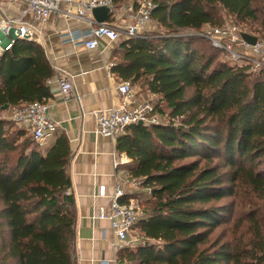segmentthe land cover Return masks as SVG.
I'll return each mask as SVG.
<instances>
[{
	"label": "trees",
	"instance_id": "obj_1",
	"mask_svg": "<svg viewBox=\"0 0 264 264\" xmlns=\"http://www.w3.org/2000/svg\"><path fill=\"white\" fill-rule=\"evenodd\" d=\"M259 1L158 0L153 20L165 31L114 50L111 71L142 81L169 109L162 122L132 124L117 138L116 150L131 159L129 178L145 192L135 230L146 239L119 248V264H264V69L206 53L202 39L181 33L224 25L225 11L241 23L258 21L256 36L264 38ZM53 75L38 42L16 40L1 57L0 111L47 101ZM12 123L0 118V264H76L68 138L56 135L44 151L43 141ZM242 187L263 199L246 220L252 239L213 237L226 212L219 201Z\"/></svg>",
	"mask_w": 264,
	"mask_h": 264
},
{
	"label": "built area",
	"instance_id": "obj_2",
	"mask_svg": "<svg viewBox=\"0 0 264 264\" xmlns=\"http://www.w3.org/2000/svg\"><path fill=\"white\" fill-rule=\"evenodd\" d=\"M16 3L20 4L19 12L11 14L6 5ZM157 4L158 0H125L121 4L115 0H0V64L1 57L13 47L16 40L38 42L44 32V25L54 15L87 23V29L81 33L74 30L59 31L64 41L83 42L88 49H98L103 39L121 42L149 33L148 27L153 21L152 14ZM99 6L109 7L108 21L100 23L94 18L92 10ZM241 33L242 29L234 23L200 32L214 48L227 53L232 61L240 65L250 64L255 71L264 69V38L258 37L257 42L251 45L243 40ZM73 77L62 73L58 78L59 90L64 97H68L74 88ZM118 92L120 99L117 104L93 112L98 134L116 140L132 124H139L140 121L145 125L162 122L157 106L137 97L132 80H121ZM49 110L48 100L21 104L13 107L10 120L26 129L36 140L44 141L58 130V124L50 116ZM112 155L114 166L123 163L116 152ZM130 182L133 186L139 185L137 180ZM142 214L140 201L127 196L124 183H116L110 203L96 207L95 217L110 223L118 247L121 248L132 246L135 226Z\"/></svg>",
	"mask_w": 264,
	"mask_h": 264
},
{
	"label": "crops",
	"instance_id": "obj_3",
	"mask_svg": "<svg viewBox=\"0 0 264 264\" xmlns=\"http://www.w3.org/2000/svg\"><path fill=\"white\" fill-rule=\"evenodd\" d=\"M11 14L19 12L20 4H8ZM87 23L73 18L54 15L45 25L38 43L44 48L54 69L49 81L51 97L50 116L58 124L57 133L44 140L46 151L56 135L64 134L72 151L68 172L71 193L77 210L76 264H116L118 240L110 223L96 219V207L110 203L116 183H124L127 196L139 189L132 185L126 166L131 159L116 150L117 139L112 140L97 133L95 110L108 109L118 103V84L121 79L111 67L116 62L114 50L120 42L101 40L98 49H88L83 42L64 41L61 30L82 32ZM62 73L73 75V90L64 97L59 90L58 78ZM113 152L123 159L117 167ZM134 197V196H133Z\"/></svg>",
	"mask_w": 264,
	"mask_h": 264
},
{
	"label": "rangeland",
	"instance_id": "obj_4",
	"mask_svg": "<svg viewBox=\"0 0 264 264\" xmlns=\"http://www.w3.org/2000/svg\"><path fill=\"white\" fill-rule=\"evenodd\" d=\"M125 0H119L118 3H124ZM257 7L264 9V0H261L259 2L255 3ZM223 20L222 23H231L236 24L240 29L246 31V32H253L254 35H262L261 32H258L256 29H258L259 22L258 21H249L247 23H241L235 20L234 17L230 16L225 11L221 12ZM148 30L151 33H163L165 30L164 28L155 20L151 22V24L148 27ZM183 36H194L196 38L202 39L200 42L197 43V46L200 50L205 51L206 53H216L217 56L220 59L229 61L230 57L227 55H224L223 53L214 50L210 44V42L207 40V38L202 37L199 30L194 29H185L182 32ZM231 60V59H230ZM136 95L137 97L144 101H150L152 104L157 106V111L159 113H162L164 116V120L167 118V113L169 112L168 107L165 103H162L160 96L154 93H151L147 90L144 83L142 81L134 82ZM12 109H6L4 111H0V118H4L8 121L10 120V117L12 115ZM11 129H18L20 126L12 123ZM144 191L142 188L137 189L136 197L137 199H142L144 195ZM263 203L262 198H258L255 195H253L249 190L242 187L238 191L237 195L234 196H226L221 201H219L220 205H223L226 207V212L223 214V226L219 227L216 232L213 234V237L217 236L219 233L225 234V237L222 239V241L232 240L234 237L241 240L242 243L249 242L251 238L250 230L247 227V217L249 213H251L255 208H259ZM243 223V226L239 227L235 232L232 230L234 226L239 225ZM134 240L132 241V246L139 245L146 241L144 237L140 234V231L138 229L135 230V233L133 234Z\"/></svg>",
	"mask_w": 264,
	"mask_h": 264
},
{
	"label": "water",
	"instance_id": "obj_5",
	"mask_svg": "<svg viewBox=\"0 0 264 264\" xmlns=\"http://www.w3.org/2000/svg\"><path fill=\"white\" fill-rule=\"evenodd\" d=\"M92 14L94 16V18L96 19L97 22H106L109 19V15H110V10L109 7L106 6H99V7H95L92 10ZM241 36L243 38V40H245L248 44L254 45L257 40H258V36L250 34L248 32H242ZM9 107V105H5L3 109H7ZM139 124H143L142 121L139 122Z\"/></svg>",
	"mask_w": 264,
	"mask_h": 264
}]
</instances>
